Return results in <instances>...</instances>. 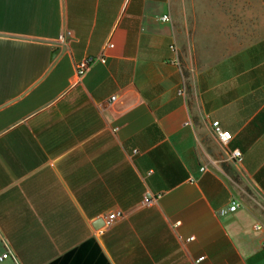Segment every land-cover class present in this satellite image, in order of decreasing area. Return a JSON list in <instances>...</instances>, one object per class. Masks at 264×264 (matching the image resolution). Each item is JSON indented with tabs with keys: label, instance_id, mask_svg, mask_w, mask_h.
Instances as JSON below:
<instances>
[{
	"label": "crops",
	"instance_id": "crops-1",
	"mask_svg": "<svg viewBox=\"0 0 264 264\" xmlns=\"http://www.w3.org/2000/svg\"><path fill=\"white\" fill-rule=\"evenodd\" d=\"M186 26L170 0H0V264H264V39L187 59Z\"/></svg>",
	"mask_w": 264,
	"mask_h": 264
},
{
	"label": "rangeland",
	"instance_id": "rangeland-1",
	"mask_svg": "<svg viewBox=\"0 0 264 264\" xmlns=\"http://www.w3.org/2000/svg\"><path fill=\"white\" fill-rule=\"evenodd\" d=\"M177 22L187 25V54L248 48L264 39V0H170ZM185 55V54H184Z\"/></svg>",
	"mask_w": 264,
	"mask_h": 264
},
{
	"label": "built area",
	"instance_id": "built-area-1",
	"mask_svg": "<svg viewBox=\"0 0 264 264\" xmlns=\"http://www.w3.org/2000/svg\"><path fill=\"white\" fill-rule=\"evenodd\" d=\"M163 22H169L170 19L168 16H163L161 19ZM58 43L65 45L66 44V38L64 36H60L58 39ZM113 45L111 43H107L103 51L97 55V56H85L82 58L80 61H78L75 64V73L77 76L78 80H81L89 71L90 69L95 65V64H105L106 63V55L104 53L105 49L107 48H112ZM179 94H182V91H179ZM115 97L111 98V101H114ZM212 131L213 134L217 137L219 142L222 145H227L230 140H231V134L228 131H224L221 129L220 125L218 122H213L212 123ZM232 157L237 160L241 161L242 159V154L238 150H233L231 152ZM205 168H201V171H204ZM159 197V196H158ZM151 200H145L146 203H149ZM240 207V204L237 201H232L230 206L222 209L219 211V215L223 216L227 213H232L235 212L238 208ZM121 214L120 213H111L109 214L106 218H104V228L109 227L116 219L120 218ZM104 228L98 229L95 233L97 236L101 235L103 233ZM257 229L260 227L257 226ZM193 238H190L189 240H192ZM262 247H264V242L262 244ZM10 253L4 252L0 254V262L4 261L5 259L9 258ZM203 258H199L197 262H200Z\"/></svg>",
	"mask_w": 264,
	"mask_h": 264
},
{
	"label": "water",
	"instance_id": "water-1",
	"mask_svg": "<svg viewBox=\"0 0 264 264\" xmlns=\"http://www.w3.org/2000/svg\"><path fill=\"white\" fill-rule=\"evenodd\" d=\"M59 52V49H57L56 51H55V54L56 53H58ZM104 224V221L103 220H97V222H95V224H94V227L95 228H98V227H100L101 225H103Z\"/></svg>",
	"mask_w": 264,
	"mask_h": 264
},
{
	"label": "trees",
	"instance_id": "trees-1",
	"mask_svg": "<svg viewBox=\"0 0 264 264\" xmlns=\"http://www.w3.org/2000/svg\"><path fill=\"white\" fill-rule=\"evenodd\" d=\"M258 46H259V48H263L264 49V42L259 43Z\"/></svg>",
	"mask_w": 264,
	"mask_h": 264
}]
</instances>
